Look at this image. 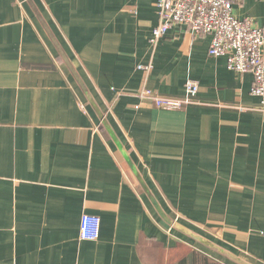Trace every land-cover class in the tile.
Segmentation results:
<instances>
[{
	"label": "crops",
	"instance_id": "obj_1",
	"mask_svg": "<svg viewBox=\"0 0 264 264\" xmlns=\"http://www.w3.org/2000/svg\"><path fill=\"white\" fill-rule=\"evenodd\" d=\"M155 2L0 0V264H264L252 74L181 25L150 43ZM233 12L264 26V0ZM187 80L198 91L180 109L135 94L184 98ZM87 213L96 240L78 238Z\"/></svg>",
	"mask_w": 264,
	"mask_h": 264
},
{
	"label": "built area",
	"instance_id": "obj_2",
	"mask_svg": "<svg viewBox=\"0 0 264 264\" xmlns=\"http://www.w3.org/2000/svg\"><path fill=\"white\" fill-rule=\"evenodd\" d=\"M241 0H156L158 22L151 30L150 43L165 36L172 25L186 27L193 34L209 35L208 54L224 56L227 69L240 75L251 73V95L258 96L260 109L264 112V26L254 18H238L234 6ZM150 71V64L137 65ZM198 91V83L187 80L186 97H165L146 86L136 91L140 104H149L163 110L180 109L192 101ZM78 238L82 241L96 240L100 231V218L95 214H82L79 219Z\"/></svg>",
	"mask_w": 264,
	"mask_h": 264
},
{
	"label": "water",
	"instance_id": "obj_3",
	"mask_svg": "<svg viewBox=\"0 0 264 264\" xmlns=\"http://www.w3.org/2000/svg\"><path fill=\"white\" fill-rule=\"evenodd\" d=\"M101 119L104 123V126L106 127L108 133L110 134V136H112V138L114 139L117 147L120 149L121 153H123V156L126 160V163L129 167V169L133 172L134 176H135V179L136 181H138L140 187H142V189L144 190V192L146 193V195L148 196L151 204H153L154 208H156V210L158 211V213L160 214V216L162 218H165L163 212L161 211L159 205L156 203V201L153 199L152 195L150 194V191L148 189V187L145 185V182L143 181L141 175L139 174V172L137 170H135V167L130 159V157L128 156L127 153H125V151L123 150L122 146H121V143L117 140L116 136H114L112 130L109 128L108 124H107V121L106 119L104 118L103 114H101Z\"/></svg>",
	"mask_w": 264,
	"mask_h": 264
}]
</instances>
